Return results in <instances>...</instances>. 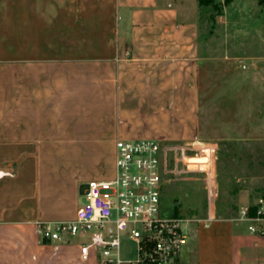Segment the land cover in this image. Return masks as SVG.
<instances>
[{
    "label": "crops",
    "instance_id": "obj_1",
    "mask_svg": "<svg viewBox=\"0 0 264 264\" xmlns=\"http://www.w3.org/2000/svg\"><path fill=\"white\" fill-rule=\"evenodd\" d=\"M199 12L170 0H0V264H97L72 239L42 242L35 225L75 220L80 187L115 178L118 140L149 139L214 156L212 195L204 186L202 201L194 191L175 209L189 234L178 264H264V221L252 233L239 219L258 202L244 193L253 175L234 168L223 196L216 158L219 142L264 141V118L204 137L211 92L264 107V57H227L261 62L252 70L223 59L220 85ZM180 169V182L204 181Z\"/></svg>",
    "mask_w": 264,
    "mask_h": 264
},
{
    "label": "built area",
    "instance_id": "obj_2",
    "mask_svg": "<svg viewBox=\"0 0 264 264\" xmlns=\"http://www.w3.org/2000/svg\"><path fill=\"white\" fill-rule=\"evenodd\" d=\"M246 66H244V69ZM208 157L205 173L209 197L215 188L214 156L201 155L197 147L173 146L157 140H118L116 176L111 181H91L85 202L70 222H38L36 232L42 242H67L85 235L80 244L81 257L97 264H178L188 243L186 219L170 214L164 207L167 185L179 181L180 169L188 158ZM241 221L249 222V231L259 233L264 221V198L251 212L244 207ZM124 240L136 246L133 259L121 254Z\"/></svg>",
    "mask_w": 264,
    "mask_h": 264
},
{
    "label": "rangeland",
    "instance_id": "obj_3",
    "mask_svg": "<svg viewBox=\"0 0 264 264\" xmlns=\"http://www.w3.org/2000/svg\"><path fill=\"white\" fill-rule=\"evenodd\" d=\"M170 1L184 2L191 6H197L198 4L197 0ZM223 2L224 0H215L216 4L218 3L222 6L223 12L221 15H218V12L212 5L201 8V12H199L203 22L202 33L206 39L205 48L209 55L221 61L220 66L217 67L218 70H221V74L217 79L220 85L229 82V79L223 74L226 72V70H224L225 64L231 62L229 64H234L239 68H241L244 63L247 64V62L242 60L228 61L229 59L227 57H264V8L259 5V0H235L228 6H224ZM223 59L228 62H224ZM260 63L261 62H248L250 70ZM238 80V82H241L243 79L238 78ZM233 93L234 92H232V94ZM230 94L229 90L224 89L211 92L213 97L210 98L209 95V100L205 95L204 103L207 116H205L207 121L204 129L205 138H218L221 135L223 136L226 131L238 134L239 128H246L250 125L259 126L261 120H263L264 107L254 106L249 108L237 101V99H228ZM237 97L238 96H236V98ZM258 110H261L262 113L258 114ZM243 118L244 120L247 119V121L241 123L238 119ZM244 133L242 131L240 134L243 135ZM255 136L256 135H252L251 137L254 139ZM219 147L216 158L217 166L219 167L220 193L223 196L232 194L229 189L231 188V177L235 175L234 168H236L239 169V173L245 171L246 175L249 172L253 175L252 187L247 188L244 192L246 196L250 197L251 200L264 198V141L254 139L237 141L234 143L227 142V145H224V142H219ZM206 153L207 152L204 150V152H201V155H206ZM197 161L200 164H198ZM210 161L208 157H202V159H192L189 162L191 164V169L197 171L200 176L204 178L205 175L202 174L203 172L200 173L199 171L208 170ZM199 174L195 176H199ZM196 182L198 183L195 184L198 185L195 186V188H193V184L180 182V180L167 185L164 191L165 210L170 214L175 213V209L179 210L181 208L184 211V209L192 203L195 192L197 198L202 201V187L206 186V183H204V181ZM87 187L86 184L80 187V205L85 202V191ZM257 190L261 191L257 193ZM87 240V236L80 235L77 238H73L72 243L81 244ZM121 254L124 259H133L136 254L135 244L131 241L124 240Z\"/></svg>",
    "mask_w": 264,
    "mask_h": 264
},
{
    "label": "trees",
    "instance_id": "obj_4",
    "mask_svg": "<svg viewBox=\"0 0 264 264\" xmlns=\"http://www.w3.org/2000/svg\"><path fill=\"white\" fill-rule=\"evenodd\" d=\"M234 1L235 0H224L223 4H224V6H228L231 3H233ZM197 2H198V6L200 8H206L210 5H212L215 8V10L218 12V15H221L223 12L221 4H218V3L216 4L215 0H197ZM259 5L262 8H264V0H259ZM224 145H227V143H224ZM260 191L261 190H257V193H259ZM255 206L256 205L250 206L251 212H253L255 210Z\"/></svg>",
    "mask_w": 264,
    "mask_h": 264
},
{
    "label": "water",
    "instance_id": "obj_5",
    "mask_svg": "<svg viewBox=\"0 0 264 264\" xmlns=\"http://www.w3.org/2000/svg\"><path fill=\"white\" fill-rule=\"evenodd\" d=\"M192 159H199V158H188L186 161L187 162H189L190 160H192ZM200 159H202V158H200ZM198 162V161H197ZM201 162V161H200ZM190 163V162H189ZM198 164H199V162H198Z\"/></svg>",
    "mask_w": 264,
    "mask_h": 264
}]
</instances>
